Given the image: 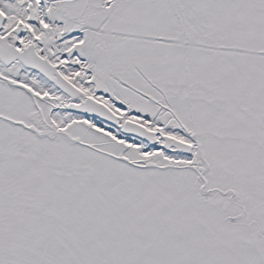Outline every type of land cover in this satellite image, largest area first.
<instances>
[{
    "label": "snow or ice",
    "instance_id": "6c2138e0",
    "mask_svg": "<svg viewBox=\"0 0 264 264\" xmlns=\"http://www.w3.org/2000/svg\"><path fill=\"white\" fill-rule=\"evenodd\" d=\"M0 264H264V0H0Z\"/></svg>",
    "mask_w": 264,
    "mask_h": 264
}]
</instances>
